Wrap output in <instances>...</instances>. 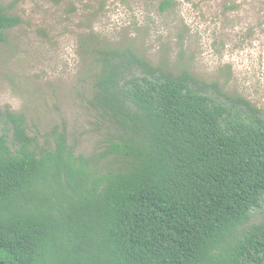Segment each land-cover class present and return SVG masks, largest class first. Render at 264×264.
Wrapping results in <instances>:
<instances>
[{
    "label": "trees",
    "instance_id": "trees-1",
    "mask_svg": "<svg viewBox=\"0 0 264 264\" xmlns=\"http://www.w3.org/2000/svg\"><path fill=\"white\" fill-rule=\"evenodd\" d=\"M20 23L0 7V44ZM97 62L100 152L76 156L57 132L37 151L24 117L0 113V264H264V222L249 226L264 204L262 111L131 49Z\"/></svg>",
    "mask_w": 264,
    "mask_h": 264
},
{
    "label": "rangeland",
    "instance_id": "rangeland-1",
    "mask_svg": "<svg viewBox=\"0 0 264 264\" xmlns=\"http://www.w3.org/2000/svg\"><path fill=\"white\" fill-rule=\"evenodd\" d=\"M163 1L172 3L164 12ZM0 7L21 19L0 44V113L24 117L37 151L53 147L54 132L76 156L102 150L109 132L91 103L97 58L110 49L186 70L264 114V0H0ZM263 222L264 204L249 226Z\"/></svg>",
    "mask_w": 264,
    "mask_h": 264
}]
</instances>
